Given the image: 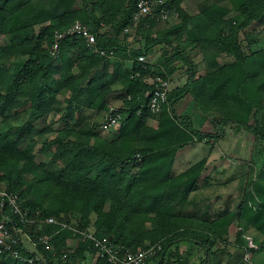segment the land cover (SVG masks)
Listing matches in <instances>:
<instances>
[{
	"label": "trees",
	"instance_id": "obj_1",
	"mask_svg": "<svg viewBox=\"0 0 264 264\" xmlns=\"http://www.w3.org/2000/svg\"><path fill=\"white\" fill-rule=\"evenodd\" d=\"M184 1L155 8L169 9L175 20L161 27L167 20L157 15L134 23L137 0H0V188L20 194L35 219L22 222L0 198V222L21 229V256L5 251L0 264H107L89 240L49 217L132 251L160 243L147 264H249L246 235L264 240V166L250 196L249 186L243 195L217 196L216 208L203 193L209 157L177 165L181 149L220 140L229 127L264 144V0H196L203 5L197 13ZM76 21L114 55L74 34L53 56L57 31ZM128 27L132 34L124 33ZM158 45L156 62L139 61ZM177 63L186 67L183 84L170 79ZM157 76L172 85L168 104L154 114L146 94ZM186 96L193 108L220 114L210 131L178 112ZM119 103L120 126L105 132L100 125ZM178 126L195 140H171Z\"/></svg>",
	"mask_w": 264,
	"mask_h": 264
},
{
	"label": "rangeland",
	"instance_id": "obj_2",
	"mask_svg": "<svg viewBox=\"0 0 264 264\" xmlns=\"http://www.w3.org/2000/svg\"><path fill=\"white\" fill-rule=\"evenodd\" d=\"M214 1L215 0H210V2ZM205 2L206 0L203 2L204 6L206 4ZM184 6L191 13H197L203 7V5L199 4L196 0H185ZM37 20L39 23L37 27H39L41 23L39 18ZM174 22V19H170L167 21V23H163L161 27ZM128 40L131 43V47L136 48L139 46V43L133 42V36H129ZM162 51L163 49L161 46H156L153 53L148 55V60L151 62H156ZM200 59H202L201 54L195 56V61ZM177 65L180 67L170 77V79L173 80L172 82L179 81L181 84H183L187 80V74L185 73L186 67H183L181 63H177ZM126 66L129 67L130 63L128 62ZM192 100L193 99L191 96H186V98L177 104L176 108L178 112L182 114H192L196 128L204 131H210L211 119L220 116V114L216 113L214 110L210 111L209 113H204L200 109L193 108L191 103ZM118 105L121 104L119 103L116 106ZM169 114L171 113L169 112ZM157 120L158 119H150V123L155 124L158 122ZM114 131L115 130L111 132L113 133ZM170 138L174 142L180 143L188 142V140L191 139L195 140L194 136L189 134L182 126H178V129L171 133ZM186 147L183 149L188 150V152L179 154V156L181 155L182 160L178 163L177 169H181L185 165H192L202 157H209L207 178H211V180L216 179L215 181H217V183H213L212 185L207 184L203 188V193L205 195H211L213 200H218L217 196H226L225 192H233L234 196L237 194L243 195L247 191L248 186L250 190L248 192V196L251 195L253 192L252 182L256 178L258 172L264 166V144L255 140L252 134L237 126L229 127L226 129L224 136L220 140L207 138L204 141H198V143L195 145L188 144ZM180 166L181 168H179ZM221 166H226V169L222 168L221 170H218V167L221 168ZM208 183H210V181ZM244 188H246L245 192ZM252 235L253 233L249 232L246 237H253ZM234 239L235 236L233 235V240ZM261 244L262 249L254 254L252 260L254 264H264V240H261ZM231 250H233V247H231ZM94 263L95 260L91 262V264Z\"/></svg>",
	"mask_w": 264,
	"mask_h": 264
},
{
	"label": "built area",
	"instance_id": "obj_3",
	"mask_svg": "<svg viewBox=\"0 0 264 264\" xmlns=\"http://www.w3.org/2000/svg\"><path fill=\"white\" fill-rule=\"evenodd\" d=\"M166 0H137V12L133 17L134 23L147 16L157 15L161 20H170V10L162 7L159 11H156V7L162 5ZM176 18V17H175ZM132 27L125 29L124 33L132 34ZM79 34L85 38L87 44L94 48V51L103 56H113L114 53L107 52L104 49L99 48L97 43V36L92 31L91 27L76 21L73 25L67 29L57 31L56 41L51 49L53 56L57 57L60 54L59 41L68 35ZM139 61L145 63L148 61V55L142 54L139 56ZM171 88V82L162 76H157L153 81V87L148 90L146 96L148 97L147 106L152 113H161L164 106L168 104V94ZM122 105L113 106L103 119L100 127L105 132H111L116 130L120 126L122 118L121 112ZM0 198L2 206L7 205L11 208L14 214L20 216L22 222H33L35 219L28 218V209L24 208L21 201V196L18 193L8 192L5 189L0 188ZM50 224H60L61 230H72L74 236L81 240H89L96 249V258H103L107 264H147L148 261L153 258L161 249L160 243H148L144 248H139L136 251H132L116 242L110 237H98L95 231L83 230L81 228L72 226L67 222H58L54 217H49L46 220ZM21 231L19 228L14 230L10 229L7 221L4 219L0 222V254L5 251H11L13 257L19 258L21 256L20 251L16 248L19 245L20 238L17 234ZM52 236L45 235L41 237L43 243H48V240ZM248 251L245 254V259L249 264L253 263L254 254L260 249V245L256 243L253 237L248 236Z\"/></svg>",
	"mask_w": 264,
	"mask_h": 264
},
{
	"label": "crops",
	"instance_id": "obj_4",
	"mask_svg": "<svg viewBox=\"0 0 264 264\" xmlns=\"http://www.w3.org/2000/svg\"><path fill=\"white\" fill-rule=\"evenodd\" d=\"M180 66H178L177 65V68H179ZM186 98V97H185ZM182 101V100H181ZM180 101V102H181ZM179 102V103H180ZM178 103V104H179ZM184 109V108H183ZM216 113H218V112H216ZM187 148V147H186ZM186 152H188V150H185V149H181L180 151H179V153L178 154H183V153H186ZM180 159H182V157H181V155H180ZM183 163V162H182ZM176 165H177V163H176ZM225 167V168H224ZM183 168V167H182ZM226 169V166H221V168L220 167H218V170H221V169ZM227 173V172H226ZM226 175V174H225ZM209 181H210V183H209V185H212L213 183L214 184H216L217 183V181H215L216 179H214V180H211V178H209L208 179ZM212 182V183H211ZM225 194H228V192H225ZM213 202H214V207H216V208H218V207H220V206H222V204H221V201H219V200H212ZM259 245H260V250L262 249V244H261V242L259 241Z\"/></svg>",
	"mask_w": 264,
	"mask_h": 264
}]
</instances>
